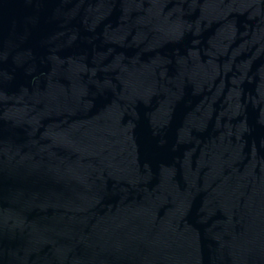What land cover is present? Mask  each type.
I'll return each instance as SVG.
<instances>
[{"label":"water","instance_id":"1","mask_svg":"<svg viewBox=\"0 0 264 264\" xmlns=\"http://www.w3.org/2000/svg\"><path fill=\"white\" fill-rule=\"evenodd\" d=\"M0 264H264V0H0Z\"/></svg>","mask_w":264,"mask_h":264}]
</instances>
